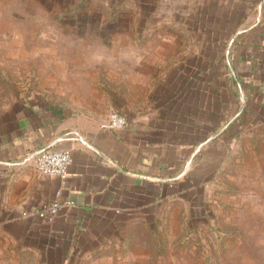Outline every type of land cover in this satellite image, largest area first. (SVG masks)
<instances>
[{"label": "rangeland", "instance_id": "374dc122", "mask_svg": "<svg viewBox=\"0 0 264 264\" xmlns=\"http://www.w3.org/2000/svg\"><path fill=\"white\" fill-rule=\"evenodd\" d=\"M158 6L159 0H0V125L36 103L106 118L121 112L117 97H129L133 81L147 89L151 82L150 57L161 49L168 17ZM178 34L208 41L181 50L209 56L215 90H223L216 94L226 106L216 112L214 171L200 178L198 202L157 203L118 244L68 264H264V78L246 83L244 65L233 62L240 49L231 42L235 31ZM198 62L202 75L205 64ZM12 249L0 264H47L40 253Z\"/></svg>", "mask_w": 264, "mask_h": 264}, {"label": "crops", "instance_id": "0c3cea01", "mask_svg": "<svg viewBox=\"0 0 264 264\" xmlns=\"http://www.w3.org/2000/svg\"><path fill=\"white\" fill-rule=\"evenodd\" d=\"M159 1L168 22L160 51L150 57L148 89L133 81L132 94L114 105L127 117L125 127L108 129L106 116L40 103L21 106L0 125V263L13 248L40 253L47 264H68L118 244L157 203L198 202L200 178L214 171L216 112L226 105L216 97L223 90H215L209 56L181 50L208 41L178 32L235 31L231 42L237 39L240 49L232 59L252 83L251 77L264 78V0ZM42 148L70 151L65 178L34 169L29 154ZM55 199L62 204L58 213L41 218L40 206Z\"/></svg>", "mask_w": 264, "mask_h": 264}, {"label": "built area", "instance_id": "2783aa9c", "mask_svg": "<svg viewBox=\"0 0 264 264\" xmlns=\"http://www.w3.org/2000/svg\"><path fill=\"white\" fill-rule=\"evenodd\" d=\"M127 117L116 110H110L106 118L104 127L108 129H119L127 125ZM32 166L41 174L49 176H59L62 179L68 173L71 162V154L67 149L42 148L35 150L29 154ZM66 205H72L71 202H66ZM62 204L56 199L51 202L43 203L38 209V215L48 221L58 213Z\"/></svg>", "mask_w": 264, "mask_h": 264}, {"label": "trees", "instance_id": "16d2710c", "mask_svg": "<svg viewBox=\"0 0 264 264\" xmlns=\"http://www.w3.org/2000/svg\"><path fill=\"white\" fill-rule=\"evenodd\" d=\"M233 83L235 84V80H233Z\"/></svg>", "mask_w": 264, "mask_h": 264}]
</instances>
